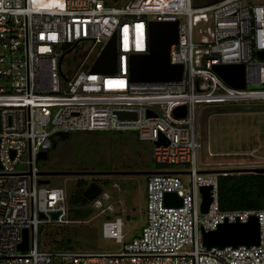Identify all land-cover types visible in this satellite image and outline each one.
<instances>
[{"label":"built area","instance_id":"2783aa9c","mask_svg":"<svg viewBox=\"0 0 264 264\" xmlns=\"http://www.w3.org/2000/svg\"><path fill=\"white\" fill-rule=\"evenodd\" d=\"M149 22L177 23L169 56L170 64L183 66L180 81L131 82L129 60L148 52ZM114 34L116 72L92 73ZM258 52H264V0H0V264H264V209H220L219 175L197 168L195 125L196 104L264 102V60ZM219 65H243L245 89L224 83L213 71ZM182 106L185 116L178 118L174 110ZM124 113L135 117L121 119ZM98 131L134 132L151 143L156 164L183 171L148 175L146 223L130 243L124 217L133 212L126 208L125 190L113 184L118 194L113 199L99 187L91 208L102 215L119 209L101 227L104 239L121 246L118 251L40 250V226L69 224L73 199L68 186L38 184L48 178L40 176L37 156L55 146L56 133ZM160 135L166 145H157ZM24 153L29 171L16 173ZM184 174L188 185L180 179ZM76 178L98 185L106 177ZM202 187L210 188L205 214ZM167 194L180 198L181 206L166 205ZM50 213L60 215L54 221ZM251 216L258 221V245L203 247L201 230L245 224ZM25 229L29 249L20 252Z\"/></svg>","mask_w":264,"mask_h":264},{"label":"rangeland","instance_id":"374dc122","mask_svg":"<svg viewBox=\"0 0 264 264\" xmlns=\"http://www.w3.org/2000/svg\"><path fill=\"white\" fill-rule=\"evenodd\" d=\"M70 61L68 57L64 62L66 72L70 71ZM247 89L252 90L253 87ZM195 125L199 171L264 168V102L196 104ZM53 141L55 147L48 151V158L36 162L40 173H152L164 169L183 171L181 166L156 164L152 159L151 143L138 140L134 132H74L70 134L69 140L56 137ZM28 162V154L24 153L14 169L16 173L28 172ZM105 177L104 180H109L110 186L102 189L108 191L113 199L118 197L111 188L113 184L125 190L126 208L133 212L129 217H124L125 243H130L141 234L146 223L148 175ZM180 179L184 185H188V175L184 174ZM51 180L52 188L68 186L69 191H74L78 179L57 176ZM101 182H98L99 186ZM89 184L91 182L85 180L82 186L85 189ZM118 210L113 215H102L91 208L90 202L86 206L78 205L68 212L66 219L70 221L69 224L40 226L43 231L37 237L39 247H50L56 243L77 252H116L121 246L104 239L101 227L104 221L119 215Z\"/></svg>","mask_w":264,"mask_h":264},{"label":"water","instance_id":"95a60500","mask_svg":"<svg viewBox=\"0 0 264 264\" xmlns=\"http://www.w3.org/2000/svg\"><path fill=\"white\" fill-rule=\"evenodd\" d=\"M178 25L176 22H149L148 23V52L146 54H134L129 60V77L132 83H162L180 81L183 75L182 65L170 64V47L177 43ZM257 56L264 60V52H258ZM117 69V44L116 34H114L99 57L91 68L92 73H101L112 75ZM215 74L229 87L243 90L245 89V69L243 65H219L214 66ZM185 107H178L174 110V115L178 118L185 116ZM151 115V113H148ZM121 119L134 118V114H120ZM55 137L60 140H69V133H56ZM157 145H166L163 136L160 135ZM14 153L11 154L13 157ZM47 152H42L37 156L38 160H46ZM205 173L222 174H260L264 175V168H251L240 170H213ZM161 174V172L152 173H85V172H44L40 173L41 177L48 179L39 180V185L52 184L51 178L57 176H72V177H94V176H116V175H153ZM167 174L179 175L178 172H167ZM210 188L202 187L199 192L202 196L201 213L207 212L211 202L209 196ZM100 194V188L97 184H89L81 193L82 198L87 202H92ZM165 204L173 207L181 206V199L175 194H167L165 196ZM59 213H50L51 220H57ZM41 220L46 217L43 214L39 215ZM202 245L206 250L212 248L224 249L230 247L237 249L238 247L249 248L256 246L259 243V226L256 217L251 216L245 224H221L215 230H201ZM29 249V233L25 229L23 231L22 243L18 246V251L26 252Z\"/></svg>","mask_w":264,"mask_h":264},{"label":"trees","instance_id":"16d2710c","mask_svg":"<svg viewBox=\"0 0 264 264\" xmlns=\"http://www.w3.org/2000/svg\"><path fill=\"white\" fill-rule=\"evenodd\" d=\"M67 79L68 76L64 74ZM55 145V144H54ZM55 147V146H54ZM99 182V181H98ZM97 182V183H98ZM108 180L101 183L100 188L109 186ZM85 180H77L75 190L72 191V207L70 211L78 205L86 206L87 202L82 198ZM99 185V183H98ZM218 202L222 211H254L264 209V175L260 174H226L218 176ZM43 228L39 234L42 233ZM52 246H42L40 250L50 251H73L64 248L63 244L52 243Z\"/></svg>","mask_w":264,"mask_h":264},{"label":"clouds","instance_id":"9594fccd","mask_svg":"<svg viewBox=\"0 0 264 264\" xmlns=\"http://www.w3.org/2000/svg\"><path fill=\"white\" fill-rule=\"evenodd\" d=\"M99 187V186H98Z\"/></svg>","mask_w":264,"mask_h":264}]
</instances>
